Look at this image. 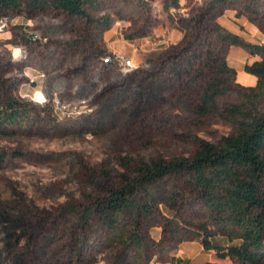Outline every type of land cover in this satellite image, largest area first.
Returning a JSON list of instances; mask_svg holds the SVG:
<instances>
[{"label": "rangeland", "instance_id": "rangeland-1", "mask_svg": "<svg viewBox=\"0 0 264 264\" xmlns=\"http://www.w3.org/2000/svg\"><path fill=\"white\" fill-rule=\"evenodd\" d=\"M215 1L92 0L89 18L0 14V78L30 109L22 128L0 134V264H234L203 248L199 206L185 204L180 226L162 232L165 216L174 217V177L153 188L158 212L144 221L142 250L116 240L97 206L128 174L127 160L189 156L198 139L233 131L226 108L246 102L240 87L256 77L241 74L240 50L228 58L242 46L215 25L234 33L237 17L245 37L264 44V0ZM124 58L133 68L117 61ZM223 62L236 74L221 72ZM215 77L230 90L206 114L201 96Z\"/></svg>", "mask_w": 264, "mask_h": 264}, {"label": "trees", "instance_id": "trees-1", "mask_svg": "<svg viewBox=\"0 0 264 264\" xmlns=\"http://www.w3.org/2000/svg\"><path fill=\"white\" fill-rule=\"evenodd\" d=\"M90 2L92 0H0V14L15 12L31 17L37 12L55 9L89 18L87 5ZM179 4V0H172V6L179 7ZM215 28L233 44L252 54H264V44L245 41L219 24ZM220 71L236 74L226 62L222 63ZM245 71L255 75L258 82L255 86L240 87L249 91L244 95L245 103L226 108L232 118L230 134L216 141L198 139L194 153L189 156L123 163L128 174L118 187L100 196L97 202L98 214L116 240L128 247L144 248L145 239L141 234L144 221L150 222L158 212L153 188L163 179L174 177L178 188L167 204L174 217L165 216L164 234L174 225L175 228L180 226L178 218H182L185 204L196 205L207 215L197 235L202 237L205 250L214 251L217 258H228L234 264H264V109L258 105L260 92L264 91V60L247 63ZM225 81L215 77L206 85L201 96L203 113L216 109L217 99L230 90V85L225 87ZM5 88L0 78V134L12 135L17 128H22L30 109L25 101L16 100ZM6 155L0 154V169ZM217 236L226 237L229 244L215 243L213 239ZM164 240L161 238L158 244L162 245Z\"/></svg>", "mask_w": 264, "mask_h": 264}, {"label": "crops", "instance_id": "crops-1", "mask_svg": "<svg viewBox=\"0 0 264 264\" xmlns=\"http://www.w3.org/2000/svg\"><path fill=\"white\" fill-rule=\"evenodd\" d=\"M233 22H235L237 25L240 23V30H236L234 33L240 35V37L242 39H244L245 41H248V42H251L248 38L245 37L244 35V32L248 30V27L246 25V23L244 22H239V20L237 19V17H234V18H231ZM248 21V20H247ZM223 23V22H222ZM225 26V25H224ZM227 28V26H225ZM228 29V28H227ZM230 30V29H229ZM231 31V30H230ZM240 50V60H241V69H242V72L241 74L244 75V68H245V65L247 63H249V61L251 60L252 62L254 61H257V60H260L259 58H257L259 55L258 54H252L249 50H247L246 48H243V47H232L229 51V54H228V58L230 57V54L232 51L235 52ZM238 74V73H237ZM256 77V76H255ZM258 82V78L256 77V84ZM255 84V85H256ZM254 84L253 85H250V86H255Z\"/></svg>", "mask_w": 264, "mask_h": 264}, {"label": "built area", "instance_id": "built-area-1", "mask_svg": "<svg viewBox=\"0 0 264 264\" xmlns=\"http://www.w3.org/2000/svg\"><path fill=\"white\" fill-rule=\"evenodd\" d=\"M33 38H35V36ZM104 61L106 63H112V62L114 63L115 59H113L111 56H108L107 58L104 59ZM117 61H119L121 66L126 70L131 69L134 66V63H133L132 59H130V58H124V59H121V61L119 59H117ZM177 259L181 260V257L178 256Z\"/></svg>", "mask_w": 264, "mask_h": 264}]
</instances>
